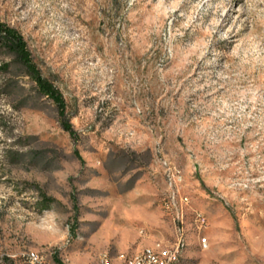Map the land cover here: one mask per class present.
I'll return each mask as SVG.
<instances>
[{
	"label": "rangeland",
	"instance_id": "rangeland-1",
	"mask_svg": "<svg viewBox=\"0 0 264 264\" xmlns=\"http://www.w3.org/2000/svg\"><path fill=\"white\" fill-rule=\"evenodd\" d=\"M0 19L75 131L26 76L0 75L24 88L0 93V264L176 247L172 264H264V0H0ZM170 168L184 237L164 204Z\"/></svg>",
	"mask_w": 264,
	"mask_h": 264
},
{
	"label": "trees",
	"instance_id": "trees-1",
	"mask_svg": "<svg viewBox=\"0 0 264 264\" xmlns=\"http://www.w3.org/2000/svg\"><path fill=\"white\" fill-rule=\"evenodd\" d=\"M13 73L26 76L33 84L32 88L36 95L46 97L52 101L56 106L62 128L67 131L70 136L74 137L75 131L67 118L66 103L61 91L50 79L42 74L32 57L23 35L15 27L0 19V75L7 76ZM8 88L16 90L18 95H22L24 89L15 82H6L0 89V93L3 97L7 98L9 96L7 92ZM21 156L22 153H17L13 155V158L17 160ZM52 201L53 199L43 196L37 203V210L42 211L49 206Z\"/></svg>",
	"mask_w": 264,
	"mask_h": 264
},
{
	"label": "bare ground",
	"instance_id": "bare-ground-1",
	"mask_svg": "<svg viewBox=\"0 0 264 264\" xmlns=\"http://www.w3.org/2000/svg\"><path fill=\"white\" fill-rule=\"evenodd\" d=\"M182 179H183V177H182V174H181L180 178H179V192H181V190H180V186L181 185L180 184L182 182ZM181 195H184L185 198L188 199L187 195L182 194V193H181ZM176 202H177V195H170L169 199H165L164 204H165L166 209H168V206H169L168 210L170 211L173 220L176 221L178 226H179V232L181 233L180 236H183V234L185 233L186 219H181V216H176ZM197 216L203 222L202 223V232H203L208 226L206 217L200 211H197ZM199 219L192 218V225H193L195 231L200 234V232H199ZM184 242H185L184 239L183 240L181 239V246L182 247L185 244ZM203 243H206V245H207V239H206L205 236L202 235V240H201V236L199 235V245H200V247H203ZM176 249H177V247H176ZM176 249L174 251H171V250L167 249V255H175L176 254ZM151 250H153L154 255H152V257L149 259L148 264H169V263H164V254L163 253L165 251V248H144L140 253H138L136 255H140L143 252H147V251H151ZM43 251L44 250L32 249V254L34 256H42ZM51 256H52L51 253H49L47 251H44V262H45V264H53V262L51 260ZM105 257H108L109 264H141V257L124 256V255H119L117 257H112V256H109L107 254L100 255L98 257V259H97L95 264H99L100 261L102 260V258H105ZM22 264H31V262H25V259H23ZM65 264H69V263H65Z\"/></svg>",
	"mask_w": 264,
	"mask_h": 264
},
{
	"label": "built area",
	"instance_id": "built-area-1",
	"mask_svg": "<svg viewBox=\"0 0 264 264\" xmlns=\"http://www.w3.org/2000/svg\"><path fill=\"white\" fill-rule=\"evenodd\" d=\"M181 172L178 169L170 168L169 172L167 173L166 179L168 183L166 198L169 199L170 195H177V202H176V216H181V219L187 218V212L189 209V199H186L184 195H181V192H179V178H180ZM169 209V206H168ZM192 218H198L197 211H194ZM202 221L199 219V232L202 233ZM202 240V235H201ZM179 244L181 245V239L179 240ZM206 247V243H203V248ZM178 247L176 249L175 255H167V249L164 251V263L172 264L176 260V257L178 255ZM154 255L153 250L143 252L140 255H130L134 257H141V264H148L149 259ZM21 259H25V262H31V264H45L44 262V251L42 253V256H34L32 254V249L25 251L22 254ZM99 264H109L108 257L102 258Z\"/></svg>",
	"mask_w": 264,
	"mask_h": 264
}]
</instances>
